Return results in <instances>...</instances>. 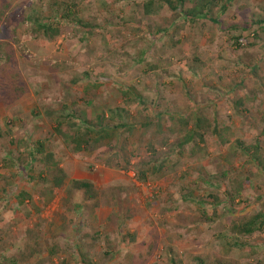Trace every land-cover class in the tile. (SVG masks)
<instances>
[{
    "label": "rangeland",
    "instance_id": "obj_1",
    "mask_svg": "<svg viewBox=\"0 0 264 264\" xmlns=\"http://www.w3.org/2000/svg\"><path fill=\"white\" fill-rule=\"evenodd\" d=\"M141 1L0 0V42L15 64L14 99L0 105V264H264V229L250 238L252 256L226 236L233 217L264 208V171L236 150L258 141L264 159V28L242 27L264 15V0H218V24L174 27L166 8L145 15ZM65 9L82 24L66 21L52 39L34 33V16ZM70 110L135 127L75 152L53 131V114ZM173 114L225 134L209 129L180 155L181 126L165 128ZM36 142L44 153L31 160ZM71 180L90 181L95 197L69 193Z\"/></svg>",
    "mask_w": 264,
    "mask_h": 264
},
{
    "label": "trees",
    "instance_id": "obj_2",
    "mask_svg": "<svg viewBox=\"0 0 264 264\" xmlns=\"http://www.w3.org/2000/svg\"><path fill=\"white\" fill-rule=\"evenodd\" d=\"M119 1H131V0H119ZM103 2V1H102ZM137 7L141 8L143 14L145 15H158L161 13L163 8H166L169 13L172 14L174 18L172 21V27L179 22V19H183V21L192 24L197 20H207L214 24H218L217 17H213L214 10L218 7V0H142L137 4ZM227 8V5L224 4L220 8L219 12L222 13ZM73 11L70 9H65L63 14L59 15V18H45L46 20H42L38 17H33L31 19L32 26L34 27V33H42V35L46 39H52L56 36H59L64 32V28L62 25L67 22L74 21L71 16H73ZM1 18V16H0ZM72 19V20H71ZM59 25H58V23ZM76 25H81V20L75 18ZM252 24H256L260 27V29L264 28V15L257 17L255 20L252 19L250 22L242 23V27L251 26ZM57 25V26H56ZM83 27L85 25H82ZM240 25H236L234 28H239ZM241 30H243V28ZM248 28V27H247ZM256 36V35H255ZM238 39L234 38V43H237ZM15 69L14 64V55L12 53V48L9 47L7 42H0V105H6L9 101L13 100L12 92L15 91L14 88L9 89L10 85L13 86L12 82V74ZM11 75H10V74ZM4 91V92H2ZM16 93V92H15ZM133 101L135 100L137 103H142L141 95H133ZM2 103V104H1ZM47 117L51 114L46 113ZM54 115V134L57 135L64 143L69 144L75 152L82 151H91L94 148L103 145L105 139L109 138L111 130L120 131L126 130L127 132L132 131L135 127V122L126 123L119 122L115 125L104 124V114L96 116L94 119L86 118L84 113L77 114L76 112L70 110L66 114L63 112L53 114ZM123 114H117V117H122ZM113 117V116H112ZM128 117V115H127ZM160 117L159 115L157 118ZM168 123L165 128L167 131H175L177 124L181 126L179 130V135L181 137V141L177 143L176 148H178V153L182 155V151L184 150V146L186 144L192 143L194 149H199L200 144L204 142V134L211 129L213 134L218 135L223 138L225 131H219L215 128V125H212L211 122L207 119L197 116H184L177 117L176 115H172L168 118ZM190 119L192 120V124H190V128H187L189 125ZM151 120L149 118H145L139 124L141 128H147L150 124ZM161 129L159 126L156 128V132L160 133ZM222 142V141H221ZM152 153H154L153 146H150ZM236 150L245 156V163H252L256 167L261 168L264 171V159L258 155L260 151V144L258 141L254 142L251 145L245 146L242 142H238L236 145ZM172 151V150H171ZM174 152V150L172 151ZM44 153V144L41 142H36L35 146L30 148L29 155L32 157L31 160L34 159L35 155H40ZM195 151H191L193 155ZM46 157H50L49 154H46ZM150 162V161H148ZM127 166H129L130 162L125 160ZM143 162L138 164L136 171V175L139 180L144 181L147 179V172L142 170ZM58 176L53 177L52 182L55 188H59L63 185V181L65 179V175L63 171L57 166L54 168ZM155 168H152V171ZM151 172V171H150ZM153 173V172H152ZM69 193L71 191H83V193L90 199L95 197V192L92 189V183L88 180H71L70 186L68 189ZM236 195L240 194L239 187L235 190ZM24 193H22L23 195ZM214 203H218V199L213 196L211 197ZM212 202V203H213ZM205 211L201 210V214H204ZM264 229V208L260 209L257 212H252L246 215H240L238 217H233L230 223L227 226L226 236L229 241V245L238 246L245 251H247L250 256L254 255L255 252V244L251 242L250 238L254 233L261 232ZM217 257V256H215ZM217 259V258H216ZM221 259V258H219ZM14 263V262H13ZM15 264V263H14ZM83 264H89L88 262L83 261ZM171 264H174V261H171ZM198 264H209V262H205L204 260H198ZM213 264H230L229 262L223 260H215ZM232 264V263H231Z\"/></svg>",
    "mask_w": 264,
    "mask_h": 264
}]
</instances>
